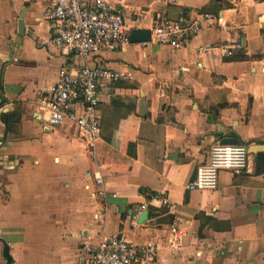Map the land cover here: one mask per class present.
Returning <instances> with one entry per match:
<instances>
[{
    "label": "crops",
    "instance_id": "crops-1",
    "mask_svg": "<svg viewBox=\"0 0 264 264\" xmlns=\"http://www.w3.org/2000/svg\"><path fill=\"white\" fill-rule=\"evenodd\" d=\"M53 1L0 0V264L5 244L11 264H85L86 243L117 236L156 242L157 264H264V0H106L130 35L183 13L221 23L202 21L180 50L130 43L88 58L41 46L58 32L44 20ZM85 66L131 77L102 97L94 154L72 125L48 128L37 104L61 69ZM225 139L263 150L246 172L221 171L216 190L188 191Z\"/></svg>",
    "mask_w": 264,
    "mask_h": 264
},
{
    "label": "built area",
    "instance_id": "built-area-1",
    "mask_svg": "<svg viewBox=\"0 0 264 264\" xmlns=\"http://www.w3.org/2000/svg\"><path fill=\"white\" fill-rule=\"evenodd\" d=\"M44 20L54 23L57 34L42 47L76 53L84 58L104 51H122L131 43V35L123 14L106 0H54L44 14ZM206 23H221L217 15L203 14ZM202 21L193 20L185 13L177 19L159 17L151 35V42L180 50L198 34ZM241 44L226 49L228 57ZM124 79H131L109 67L85 66L77 75L61 69L56 85L51 91L41 92L37 104L45 113L48 128H65L72 125L79 137L94 154L103 138L98 109L102 97L112 86ZM248 148L243 145L216 143L210 153V162L197 170L196 177L188 185V191H214L218 187L219 173L231 171L240 175L249 169ZM98 185L103 184L97 178ZM157 201L168 214L176 212V206L166 197L149 196ZM149 205H143L147 211ZM136 221V220H135ZM136 224V223H135ZM160 246L154 241L132 242L125 237H103L98 245L86 243L79 253V261L85 264H157Z\"/></svg>",
    "mask_w": 264,
    "mask_h": 264
},
{
    "label": "water",
    "instance_id": "water-1",
    "mask_svg": "<svg viewBox=\"0 0 264 264\" xmlns=\"http://www.w3.org/2000/svg\"><path fill=\"white\" fill-rule=\"evenodd\" d=\"M23 25H24V23L21 22V24H20L21 31H22V29L23 30L25 29ZM151 35L152 34L150 31H142V30L133 31V33L131 35V43H134V44L150 43L151 42ZM4 101H5V98L0 94V107L3 106ZM8 111H9V108L4 109L2 115L3 116L7 115L9 113ZM222 144L223 145H238L239 142L237 140L225 139ZM262 148L263 147H259V146L251 147L249 149V152L250 153H256L257 151L263 150ZM148 216H149V213L144 212L140 218L139 224H143L144 222H146L148 220ZM9 251H10L9 247L7 246V244H5V255H6L5 257L7 259V263L11 264L12 260H11Z\"/></svg>",
    "mask_w": 264,
    "mask_h": 264
}]
</instances>
